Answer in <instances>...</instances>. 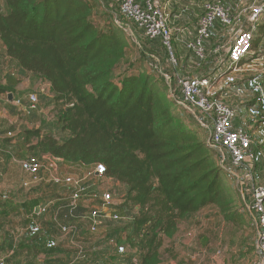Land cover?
<instances>
[{
	"label": "trees",
	"instance_id": "obj_1",
	"mask_svg": "<svg viewBox=\"0 0 264 264\" xmlns=\"http://www.w3.org/2000/svg\"><path fill=\"white\" fill-rule=\"evenodd\" d=\"M116 4L0 0V39L7 57L51 87L61 139L43 119V128L22 134L27 151L73 164H104L107 177L127 187L122 207L134 212L119 243L139 253L138 264H160L165 240L176 235L187 215L212 205L239 227L247 223L246 202L219 164L216 149L208 146L206 132L187 122L180 92L145 69L149 42L167 48L161 39L135 42L124 25L129 21L131 32L138 26ZM257 28L252 50L259 49L264 20ZM130 37L142 56L136 63L129 59ZM18 82L0 84V93L14 94ZM23 188L10 193L21 196ZM27 200L21 210L36 214L39 203Z\"/></svg>",
	"mask_w": 264,
	"mask_h": 264
},
{
	"label": "rangeland",
	"instance_id": "obj_2",
	"mask_svg": "<svg viewBox=\"0 0 264 264\" xmlns=\"http://www.w3.org/2000/svg\"><path fill=\"white\" fill-rule=\"evenodd\" d=\"M105 1L112 3L113 6H117L116 3H118L117 0ZM220 1L225 3L231 0ZM261 1L240 0L239 10L250 3L247 11L248 14H252L255 6L264 5V0ZM3 7L5 10L4 2ZM263 20L264 13L256 25ZM256 25L254 35L258 32ZM124 26L133 28L129 21ZM251 26V22L244 24L243 29ZM226 27L229 29L223 38L226 36L228 48L241 26L238 22H232ZM129 41L131 45L129 59L134 63L141 61L142 56L131 37ZM166 51L168 56L173 53L175 57V51L171 52L168 49ZM227 54L225 52V59L228 58ZM249 58L244 62L243 67L250 69L253 59L251 56ZM249 71L248 74H253ZM17 78H20L17 64L6 56L4 49L0 48V84L6 86L8 80H17ZM114 78L119 79V76L115 75ZM240 79L242 80L243 76H240ZM41 88L46 96L43 101L39 100L37 110L22 109L23 107H19L15 102L7 101V93H0V207H5L3 211L0 209V264H104L101 261L102 258L111 253L125 259L121 264H138L139 253L119 243V239L124 238L125 229H130L129 223L132 218L130 214L134 213L131 208L125 211L121 205L125 202L126 185L118 184L109 178L104 179L102 186L113 193L119 204V211L127 219L118 223L107 222L97 231L91 232L85 210L82 208L71 210L67 199V189L52 183L56 171L59 175L66 176L79 175L78 173L83 169L75 170L70 163L69 166L65 165L68 162L59 161L50 155H37L27 151L28 145L25 144V136L22 134L29 128H36L37 125L43 128V119L47 120L46 123L51 122L54 135L59 139L62 135L58 131L57 112L50 104L51 87L49 83L43 81ZM40 98L39 96L38 99ZM245 110L247 113L241 117L242 127L251 141L256 157L253 161L240 166L231 163L234 172L228 173L231 185L238 189L246 202V209L242 210V213L247 223L238 227L228 222L219 209L212 205L189 214L180 222L176 235L165 240L160 264H260L258 214L255 210H250L248 206L253 201V188L255 186L264 188V121L260 123L258 120L260 118H255V111L249 112L248 107ZM184 112L185 116L187 115V122L195 124L196 121L188 110L184 109ZM16 115L19 119H15ZM31 117H35L37 121L33 122ZM205 120L208 119L205 118ZM203 131L205 132L204 129ZM206 134L208 139V133ZM8 137L10 139H6ZM31 156H38L41 161L48 163L49 167L42 169L41 175L44 178L42 181L32 183L26 189L21 184L23 180L29 178L22 170V163ZM226 166H228L227 163ZM256 169L260 172L255 173ZM21 188L24 190L21 196H13L14 194L10 193L11 190L19 192ZM27 190L28 194H26ZM27 198L31 199L32 203L37 201L40 212L43 213L35 214L34 207L32 211L21 210L20 204L28 202ZM4 200L6 206L2 205ZM58 250H64V252H57ZM79 255H87V257L81 259L78 258Z\"/></svg>",
	"mask_w": 264,
	"mask_h": 264
},
{
	"label": "built area",
	"instance_id": "obj_3",
	"mask_svg": "<svg viewBox=\"0 0 264 264\" xmlns=\"http://www.w3.org/2000/svg\"><path fill=\"white\" fill-rule=\"evenodd\" d=\"M117 2L124 17L142 29L147 39H161L163 45L172 52L173 34L170 22L158 0H145L144 2L117 0ZM263 13L264 5L255 6L250 17L252 26L248 29H240L236 33L226 60V64L232 71L240 70L244 62L250 59L249 57L253 52L252 43L256 29L255 25ZM217 23L223 25L232 23L229 8L220 0L206 2L198 19L197 34L188 44V47L201 60L206 57L204 46L210 39L212 30ZM127 31L132 35L131 30ZM257 88H260V86L257 85ZM178 91L182 97L179 102L180 105L183 109H187L199 126L208 133L207 144L218 152V162L221 166L227 167L226 163L229 157L230 162L235 166L243 165L255 159L256 155L247 133L243 129L234 128L235 109L214 97L211 81L208 77L181 80ZM171 95H173L172 91ZM38 97L37 92L29 93L28 107L27 105L23 106L22 99H14V102L19 107H24V109L37 110L40 100ZM205 118L208 120H205ZM56 159L63 161L62 159ZM47 164L41 161L38 156H31L22 163V168L29 178L22 181L26 189L32 183H38L44 179L41 173L43 168L49 167V164ZM86 166L88 167L80 172L82 174L61 176L56 171L55 176L52 178L54 185L63 186L67 189V199L71 210L79 208L85 210V217L89 220L91 232L97 231L107 222L118 223L126 220L127 217L120 215L116 210L119 204H117V199L113 193L102 186L104 179H108L105 165L99 163ZM52 167L56 168V166ZM248 208L255 210L258 214L257 233L258 247L261 252L260 264H264L263 187L255 186L253 188V201ZM40 211L41 209L38 212L39 214L43 213ZM64 230H66V227H64ZM84 257L86 258L87 255H79L78 258L85 259Z\"/></svg>",
	"mask_w": 264,
	"mask_h": 264
},
{
	"label": "crops",
	"instance_id": "obj_4",
	"mask_svg": "<svg viewBox=\"0 0 264 264\" xmlns=\"http://www.w3.org/2000/svg\"><path fill=\"white\" fill-rule=\"evenodd\" d=\"M137 1L144 2L145 0ZM158 1L165 10L167 18L170 22L174 48V50L172 48V51H175V57L173 53H170L168 56L167 51L161 47L159 42H149L150 46H152V49H146V58L144 59L145 69H147L152 74H161L163 78H165V80L176 90L179 89L181 80L193 79L197 77H208L211 81V88L213 90L214 97L219 100L222 99V101L225 100L224 102L226 104L235 109L237 113L233 124L235 129L244 130L242 127L241 117L245 116L247 113V110H245L246 107L249 108V112L255 111V118H260L258 119L259 122H263L264 34L259 45V49L252 50V56L250 55L253 59V65L250 67L252 71H249V68H245L242 65L240 70L235 72L229 69L228 65L226 64L227 59L224 58L225 52H229L230 46L234 39L233 38L231 40V43L227 48L226 36L223 38V35H226L227 30L229 29L226 27V25L218 24L213 29L212 36L204 46L206 57L203 60L197 57L195 53L188 47L189 42L193 40L197 34L198 19L203 12L204 4L214 0H206V2H204L205 0ZM239 2L240 0H231L230 2L225 1L226 4L224 3V5L227 6L231 12L232 22H238L241 26L240 29H243L244 24H250L251 14H248L247 11L250 3H247L245 6L246 9L241 7V10H239ZM261 2H263V0ZM129 30H131V28ZM131 34L135 42L138 40H142V42L147 41L143 38L145 36L138 27L134 32H131ZM148 47L149 46L147 44V48ZM0 48L2 50L4 49L1 39ZM15 64L18 66L20 78L19 82L15 86L16 91H14V94L12 93L13 102L9 99L10 93H7V101L14 103V99H22L23 106H25L28 104V95L31 92H37L41 99H44L46 95L41 88L43 81L36 78L31 73L25 72L20 67L18 62ZM248 71L253 72V74H248ZM240 76H243L242 80L240 79ZM257 85L260 86V88H257ZM22 109H24V107ZM15 119H19V116L16 115ZM36 127H40V125H37ZM227 160L228 166L226 169L228 172H234L232 169L233 165H230V157ZM70 164L71 167H75V170L80 171L82 169V171H84L88 167L82 163ZM65 165L69 166V163ZM258 172H260V170L256 169L255 173ZM101 261L104 262V264H121L122 261H125V259L119 257L118 254L111 253L104 256Z\"/></svg>",
	"mask_w": 264,
	"mask_h": 264
},
{
	"label": "water",
	"instance_id": "obj_5",
	"mask_svg": "<svg viewBox=\"0 0 264 264\" xmlns=\"http://www.w3.org/2000/svg\"><path fill=\"white\" fill-rule=\"evenodd\" d=\"M9 99H10V100H13V94H12V93L9 94ZM39 210H40V207L37 206V208H36V212L38 213Z\"/></svg>",
	"mask_w": 264,
	"mask_h": 264
}]
</instances>
